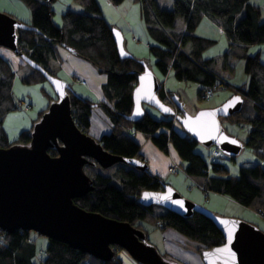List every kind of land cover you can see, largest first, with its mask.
<instances>
[{
	"label": "trees",
	"instance_id": "obj_1",
	"mask_svg": "<svg viewBox=\"0 0 264 264\" xmlns=\"http://www.w3.org/2000/svg\"><path fill=\"white\" fill-rule=\"evenodd\" d=\"M23 1L31 15L30 23L26 24L34 30H17L20 53L47 70L46 63L55 53V44H59L106 73L102 91L110 105L103 101L94 102L69 91L71 115L80 131L88 132L91 108L103 107L111 121L110 131L97 139L104 150L147 164L135 139L136 133H141L164 154H168V148L172 146L181 159L182 170L196 179L204 193L225 195L264 218V168L261 164L243 166L238 175H230L223 163L217 160L209 163L196 153L197 141L182 129H177L171 117L160 113L159 117H154L144 106L145 113L137 121L127 119L133 107L132 93L144 63L136 57L119 56L112 34L115 26L101 16L97 0H76L83 11H65L60 26L52 20L53 0ZM108 1L118 5L123 0ZM133 1L139 5L140 17L152 40L148 49L154 57L157 71L162 76L171 71L178 81L197 83L199 97H204V90L212 86L214 89L229 87L233 95H241L244 100L241 110L226 119L238 125H247L246 138L242 140L244 146L263 155L264 64L258 53L248 54V47L264 44V9L252 0H171L167 7L161 6L158 0ZM204 16L219 25L228 39L218 69L215 59L202 56L215 41L195 34ZM242 59L245 61L243 70L247 82L238 86L231 85L227 81L234 76L235 66ZM13 78L14 72L9 60L0 56V147L3 148L15 143L28 144L30 141L32 125L21 130L12 141L8 140L1 126L5 114L18 108L12 97ZM42 80H45L43 75L34 69L22 78L25 83ZM160 84L159 97L171 104L166 99L162 81ZM53 100L54 94L49 103ZM44 110L37 114L33 122L39 119ZM48 153L51 156L57 155L55 149H49ZM116 164L112 176L100 173L91 175L86 169L97 165L85 164L83 170L90 177L93 190L75 199L74 203L84 210L128 222L144 230L147 236V224L156 227L157 223H161V228L171 227L198 243L197 249L200 252L224 242L223 235L213 222L200 213L181 217L165 209L162 213H155L153 206L142 205L139 202L142 192L160 191L166 182L151 173L149 167L138 170L124 163ZM32 233L18 230L7 234L0 230V264H122L116 254V248L120 247L114 246L113 257L102 261L63 242L47 238L43 258L35 261L37 248ZM162 255L165 257V253Z\"/></svg>",
	"mask_w": 264,
	"mask_h": 264
},
{
	"label": "water",
	"instance_id": "obj_2",
	"mask_svg": "<svg viewBox=\"0 0 264 264\" xmlns=\"http://www.w3.org/2000/svg\"><path fill=\"white\" fill-rule=\"evenodd\" d=\"M18 29L34 30L0 12V47L17 54L39 71L51 85L55 100L32 124L28 144L0 147V230L7 234L18 230L33 231L102 261L110 260L113 247L117 246L139 264H176L158 252L144 230L84 210L74 203L75 199L93 190L92 181L83 170L85 164L106 169L124 163L138 170L148 165L104 150L94 137L78 129L71 115V87L19 52ZM112 34L119 56L133 57L124 48L122 32L114 27ZM143 63V71L132 93L133 107L128 120L137 121L145 113L144 106H149L175 119L184 133L204 147H217L230 158L240 153L244 142L228 134L221 119L241 110L244 101L241 95L234 94L219 106L191 115L186 113L176 95L170 97L171 104L159 97L161 84ZM49 149H55L57 155L51 156ZM139 202L146 207H162L181 217L197 212L210 219L223 235L224 242L201 252L204 264H264V231L256 225L238 218L219 217L199 203L184 198L168 183L160 191L142 192Z\"/></svg>",
	"mask_w": 264,
	"mask_h": 264
},
{
	"label": "rangeland",
	"instance_id": "obj_3",
	"mask_svg": "<svg viewBox=\"0 0 264 264\" xmlns=\"http://www.w3.org/2000/svg\"><path fill=\"white\" fill-rule=\"evenodd\" d=\"M165 1L167 0H158L161 5H163ZM252 1H254L260 8H262V10L264 9V0ZM97 2L101 9V16H103L109 24L115 23L114 21L117 17L116 12H119L121 10V6L128 7L129 15H126V13L124 14L122 12L125 15L126 19L124 20L123 18L122 21L116 19L119 23H116V25L122 28L125 32L124 39L126 45L124 44V48L126 51H131L132 53H134L135 57L138 58V60L144 59L146 63H148L150 68H155V66L153 65V57L148 50L145 41L146 37L149 40L150 37L145 30L143 21L138 19L137 16L138 13L136 11V6L138 3L135 2V5H133L132 7V5H130L132 4V0H123V5H121L120 7H113L107 6L106 0H97ZM77 7L80 8V10H77ZM51 8L52 20L58 26L62 24V14L65 11H83V7L76 0H53L51 2ZM0 12L15 17L23 23H30L31 21L30 10L23 0H0ZM26 19L29 20L26 21ZM125 22H128V24H133L132 28H129L130 30L126 28L124 24ZM55 48L58 49L59 53L62 52L60 60L61 62L55 58L54 54L46 63L47 70L57 78L69 84L74 93H76L74 90L78 91L79 89L81 90V92H85L87 89H90L99 97H101L103 102L107 103V105H110L108 101L105 100L102 91V85L106 81V73L101 71L96 65L89 62L88 60L67 52L66 48L59 44H55ZM1 51L7 52V54L5 53L0 55L3 57H8L9 53H13L12 51L11 53L3 48L1 49ZM63 54L71 56V58H73V62L67 61L65 63ZM131 55L133 56V54ZM12 56L16 60V62H12L14 78L12 81L11 90L13 100L17 104L18 108L6 113L1 124L9 141L16 139L21 130L29 128L34 123L33 121L37 117V114L42 109L46 108V106L52 99V95L54 94L52 87L47 80H42L37 83H25L24 81H22V78L26 76L32 68L26 62H22L16 54ZM262 57L264 58V52L262 54ZM239 62L243 61L239 60ZM236 68L237 65L235 66L234 76L228 81L232 82L238 80L240 71H238V69L236 70ZM64 72L74 74L76 76L75 80L71 78V82H68V79L64 80L60 78V73L62 74ZM81 81H85V84H81ZM163 85L164 87L175 93V95L178 97V100L184 106V110L186 111V113L191 115H194L198 110L201 109L219 106L220 103H223L232 96L231 89H228L226 87H217L214 89L213 94L210 98L199 97L197 94L199 85L197 83L192 81H178L173 76V73H170V75L163 79ZM224 95H227L225 98L226 100L219 103V99ZM146 109L154 117H159L158 112L155 109L149 106H146ZM89 121L90 124L87 133L90 136L94 137L96 140L99 139L102 134L108 133L111 129L109 114L103 107H92ZM174 122L176 125H178V122L176 120H174ZM222 125L225 131L231 136H234L243 141L245 140L246 133L248 131L247 125H238L225 118L222 120ZM177 129L179 128L177 127ZM135 139L139 141L138 137H136ZM211 151L212 147L207 148L199 143L195 147V152L206 158L207 162H209ZM216 160L223 163L228 168L230 175H238L241 167H249L257 163L261 164L264 168V154L261 155L255 153L252 149L246 146L242 148L240 153L235 156L234 159H231L227 155L222 154V156H220ZM116 165L117 164H114L113 166L106 169L97 165L87 168L86 172L91 175L100 173L103 175L112 176ZM174 167L176 168V166ZM176 190L184 198L195 202V199L188 198L187 193H185L183 190L181 191L185 193V195L182 194L178 189ZM194 192L197 191L194 190ZM203 195H205L207 199L204 198L205 200H198L199 204L212 211L215 215L223 218H238L256 225L260 230L264 231V218L257 213L236 203L225 195L213 192H206ZM153 210L155 213L164 212V208L155 205L153 206ZM146 227L149 229L148 238L150 243L156 247L159 253H165L166 260H169L176 264H204L202 254L197 249L198 243H196L195 241L190 240L185 235L181 234L179 231L172 229L171 227L160 228L158 223L156 227H152L149 224H147ZM32 237L35 239L37 248L35 261H38L39 259L43 258V251L40 250L42 249L40 248V242L45 243L47 242V239L45 237L37 235L35 232L32 233ZM116 250V254L121 259L122 264H139L131 256H129V254L123 248H116Z\"/></svg>",
	"mask_w": 264,
	"mask_h": 264
},
{
	"label": "crops",
	"instance_id": "obj_4",
	"mask_svg": "<svg viewBox=\"0 0 264 264\" xmlns=\"http://www.w3.org/2000/svg\"><path fill=\"white\" fill-rule=\"evenodd\" d=\"M252 2L255 3L254 1H252ZM134 3L135 2L132 0V4H130V5H132V7H133V5H135ZM170 3H171V0H167V1H165V3H163V5H161L160 3L159 4L161 6H166L167 7V6L170 5ZM106 4H107V6L120 7L121 5H123V2L121 4H119V5H113L111 3H108V0H106ZM136 7H137L136 11L138 13L137 14L138 19L142 20L141 17H140L139 5L137 4ZM78 9L80 10V8L77 7V10ZM122 12L124 14L126 13V15H129L128 7L127 6H121V10L119 12H116V14H117L116 19L117 20L122 21L123 18H124V20L126 19L125 15ZM116 19H115V21H114L115 23H113V25L115 27H117L122 32V35H123V38H124L125 32L123 31L122 28H120V27H118L116 25V23L119 24ZM28 20L29 19H26V21H28ZM124 24H125V26H126V28L128 30H130L129 28H132V26H133L132 23L128 24V22H125ZM145 30H146V28H145ZM195 34L198 35V36H201V37L213 39L215 41L211 46H209L203 52L202 56H203V58L215 59L217 61L216 68H218L219 67L220 56H221L222 52L227 48V45H228V39L225 36L224 32L222 31L221 27L219 25H217L216 23H214L210 18L204 16L202 18V20L200 21V23L198 24V26L196 27ZM145 41H146L147 48H149V44H152V42H151L152 40L151 39L149 40L146 37ZM124 44L126 45L125 39H124ZM1 49H2V47L0 48V55L1 54H5V53L7 54V52L1 51ZM3 49H5L6 51L11 52L10 50H7L6 48H3ZM67 52H69V51L67 50ZM128 52L133 54V56L135 57L134 53H132L131 51H128ZM263 52H264V44H254V45H250L248 47V54L254 55V54L258 53L261 62L264 64V58L262 57ZM61 53H59L58 49L55 48V53H54L55 54V58L57 60H59V61L61 60ZM69 53H71V52H69ZM14 54L13 53L12 54L9 53L8 54L9 58L7 56H4L7 60H9L11 66H12V62H14V63L16 62V60L12 56ZM17 57L22 62H24V60L21 57H19V56H17ZM63 57L65 59V63L67 61L73 62V58H71V56H67L66 54H63ZM139 60H141V61L146 63V61L144 59H139ZM153 60H154V57H153ZM242 61L243 62H239L238 61V63L236 64L237 65L236 70L238 69V71H240V75L238 76L239 77L238 80L232 81V82L227 81L229 84L234 85V86H238L240 84H243V83L247 82V76L244 74V70H243L245 61L243 59H242ZM20 64H21V62H20ZM146 64L149 67L148 63H146ZM153 65H154V62H153ZM150 69L155 73V75L157 76L159 82L162 81V83H163V79L166 78L168 75H170V73H172L171 71H169L166 76H162L157 71L156 67L155 68H150ZM62 74L60 73V78H62L64 80L68 79L69 80L68 82H71V78H73L75 80L76 76L74 74L65 73V72L62 73ZM239 82H241V83H239ZM163 89H164V93H165L166 99L170 100V97L172 95H175V93L173 91H170L169 89L164 87V85H163ZM228 89H230V88L228 87ZM87 90L85 92H81V90H79V89H78V91H76V90H74V91L77 94H79L80 96L89 98V99L93 100L94 102L102 101V98L99 97L97 94H95L92 90H90V89H87ZM170 94H172V95H170ZM232 95H233V92H232ZM226 96L227 95L222 96V98L219 99L220 100L219 103L224 101V100H226L225 99ZM177 127L179 129H181L179 124L176 125V128ZM136 137H138V140H139V141H137V140L136 141L140 145V152L144 156L151 173L160 176L166 183L172 185V187H174L175 189H178L182 194L185 195V193H187V197L195 199L194 201L196 203H199L198 200H200V199H204V198L207 199V197H205V195H203L204 191L199 187V185L197 184L196 179L189 177L182 170V167L180 165L181 164V159L178 157L176 151L174 150V148L172 146H169L168 154H164L160 150H158L152 144V142L150 140H147L141 133H136L135 134V138ZM174 166H176V168ZM172 168H174L173 171L170 170ZM181 190H183L185 193H183ZM194 190H196L197 192H194ZM200 194H201V198H200ZM40 243H41V247L40 248H42L40 250L44 251L47 242H45V243L40 242Z\"/></svg>",
	"mask_w": 264,
	"mask_h": 264
},
{
	"label": "built area",
	"instance_id": "obj_5",
	"mask_svg": "<svg viewBox=\"0 0 264 264\" xmlns=\"http://www.w3.org/2000/svg\"><path fill=\"white\" fill-rule=\"evenodd\" d=\"M108 3H110L108 1ZM80 83L85 84V81H81ZM214 91V87H208L204 90L203 95L205 98H210L213 94ZM222 151L220 149H218L217 147H213L211 154H210V159H209V163L214 162L217 158H219L220 156H222ZM171 171L174 170V168L170 169ZM158 225L161 227V223H158ZM0 240H2V238L0 237Z\"/></svg>",
	"mask_w": 264,
	"mask_h": 264
},
{
	"label": "flooded vegetation",
	"instance_id": "obj_6",
	"mask_svg": "<svg viewBox=\"0 0 264 264\" xmlns=\"http://www.w3.org/2000/svg\"><path fill=\"white\" fill-rule=\"evenodd\" d=\"M18 56V55H17ZM20 57V56H19ZM55 96V95H54Z\"/></svg>",
	"mask_w": 264,
	"mask_h": 264
}]
</instances>
